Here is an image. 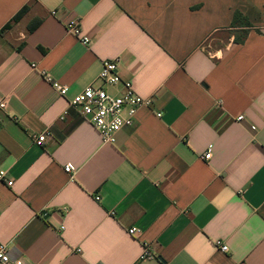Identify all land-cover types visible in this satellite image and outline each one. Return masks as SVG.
Segmentation results:
<instances>
[{"label": "crops", "instance_id": "1", "mask_svg": "<svg viewBox=\"0 0 264 264\" xmlns=\"http://www.w3.org/2000/svg\"><path fill=\"white\" fill-rule=\"evenodd\" d=\"M111 59L153 103L103 145L70 103ZM0 98L12 263L264 264V0H0Z\"/></svg>", "mask_w": 264, "mask_h": 264}, {"label": "built area", "instance_id": "2", "mask_svg": "<svg viewBox=\"0 0 264 264\" xmlns=\"http://www.w3.org/2000/svg\"><path fill=\"white\" fill-rule=\"evenodd\" d=\"M68 30L81 44L88 46L90 39L82 32L79 20L71 21ZM97 84H91L81 93L76 95L70 103L72 108L78 110L80 115L98 132L103 145H114L117 141L118 133L133 127L136 123L138 112L143 107H150L153 98H144L137 93L132 81L123 80L119 74V59L105 60L102 70L97 78ZM60 95L64 96L68 92V87L54 84ZM6 108V101L0 98V109ZM49 133L37 135L34 143L43 145ZM211 154H206L205 159L209 160ZM65 172L73 179L75 167L68 163L64 167ZM5 171H0V181H5ZM9 186L12 182L8 181ZM99 200L100 197L95 198ZM141 230L132 227L128 229V234L137 236ZM222 252H227L228 247L218 242ZM153 258V253L149 243H144L140 260ZM0 264H23L18 260L12 263L9 257V247L5 243H0Z\"/></svg>", "mask_w": 264, "mask_h": 264}, {"label": "trees", "instance_id": "3", "mask_svg": "<svg viewBox=\"0 0 264 264\" xmlns=\"http://www.w3.org/2000/svg\"><path fill=\"white\" fill-rule=\"evenodd\" d=\"M28 10V7H24L21 11H19L14 18L12 19V22H18L20 21L23 16L26 14ZM9 26V24L7 25ZM231 28L234 30L232 31L235 34V42L237 44L243 43L246 37L248 36L249 30L252 28V25L247 20L246 17H244L241 13H235L233 22L231 24Z\"/></svg>", "mask_w": 264, "mask_h": 264}, {"label": "rangeland", "instance_id": "4", "mask_svg": "<svg viewBox=\"0 0 264 264\" xmlns=\"http://www.w3.org/2000/svg\"><path fill=\"white\" fill-rule=\"evenodd\" d=\"M227 36H228L227 32H224V33L222 34V37H223L224 39H226ZM213 48H214V47H213ZM213 48H212V50H214Z\"/></svg>", "mask_w": 264, "mask_h": 264}]
</instances>
